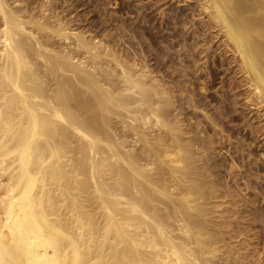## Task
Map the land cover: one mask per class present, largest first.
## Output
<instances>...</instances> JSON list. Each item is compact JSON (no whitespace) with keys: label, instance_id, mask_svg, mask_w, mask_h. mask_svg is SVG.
<instances>
[{"label":"bare ground","instance_id":"obj_1","mask_svg":"<svg viewBox=\"0 0 264 264\" xmlns=\"http://www.w3.org/2000/svg\"><path fill=\"white\" fill-rule=\"evenodd\" d=\"M176 1L184 9H160L172 36L182 31L174 55L193 58L213 34L206 67L237 74L264 122V0ZM54 3L0 0V264H264V209H221L231 190L209 163L212 137L184 125L173 77ZM247 232L257 240L238 238Z\"/></svg>","mask_w":264,"mask_h":264},{"label":"rangeland","instance_id":"obj_2","mask_svg":"<svg viewBox=\"0 0 264 264\" xmlns=\"http://www.w3.org/2000/svg\"><path fill=\"white\" fill-rule=\"evenodd\" d=\"M49 1H51L53 3L55 2L54 3L55 6H60L58 8L60 10H64V12H65L63 14V11H62V15L64 17H65V15L67 17L69 16V18L67 20H70V21L74 20L72 22L74 25H76V24L79 25L80 24L81 27L84 26L85 28L87 27V25H89V28H86V29H89L90 31L91 30L94 31L96 29L95 31H97V32L100 31V33H105V34H106V31H107L108 34H106V35L109 36V34H110L114 39H116V37H117V40H116V42L118 43V47L117 48H120L121 47V49H122L124 47L123 49L126 48L127 50L126 49L125 50L127 52H129V53L130 52L133 53V51H135V52L137 51L138 53L137 52L136 53L134 52L136 55H139V54L142 55L141 52H143V55L145 54L146 57L148 56L147 58H149V61L152 62L151 64L153 65V67L155 68V70H157L159 68L157 70V74H161L164 78L166 77V80H169L170 83H171L170 80H172V77H173V80L172 81H174L175 84H174V82H172L173 84L171 83L172 85L170 83L169 84L171 85V87L173 86V88H174L173 89L174 92L171 91L173 93L172 95H174L175 92H176L175 96H173V99H174V101L176 100L175 101L176 102V105L178 104L177 107H179L181 109L184 108V111L185 112L182 109V111H181V114L182 115L181 116L179 115L180 118H183V116H184V118H183L184 119V125H186L187 127L189 126L188 128L191 129V131H193V132H194L193 128L195 129V131L197 129L201 128V129L197 130V131H201L202 132V133H199L198 132L201 135H205V133H207V131H208V133H207L208 135L207 134L205 135L206 140H208V139L210 140V136L212 137L211 138L212 141H209L208 140L209 142L207 143L208 145L209 144L212 145V146H208L211 149H209V148L207 149V151L209 150L208 151V156H209L208 157V160H209V163L212 164L213 170L215 171V173H217L216 175H217L218 179L220 181H222V183L224 185H225V181H226L228 183V185H229V186H227V183H226V186L229 187V189L231 190V194L229 196L228 195L225 196V197L219 196L220 197V200H216L217 203H218L219 201H221V199H224L226 197H227L226 199L230 198V200L228 199V201L226 199L225 200H222V201L228 202V204L227 203L224 204V202H221L220 203V204H222L221 209L223 208V205L224 206L225 205L226 206H230V207H228V208H230L229 209L230 212L229 211L227 212L229 214H232V213H234L236 211L238 213H240L239 211L242 210V208L244 207L245 204H247V206L245 205L246 208H248V206H253V207L259 209V206H260V207H263V209H264V163H263L264 162L263 161L264 160V126H263L264 125L263 124L264 122L262 121L263 118H262L261 115H259L260 114L259 112H257L256 110H254L255 107L249 106V104L247 105V102H245V98H244L245 97V94L243 92V88H242V86H239L237 84L238 83V79L236 78L237 77L236 76L237 74L233 73L232 71H231L232 72L231 73L229 69L227 71V69H226L227 67L226 66H224V67L223 66H219L213 72L210 71V69L206 67L209 64H212V62H213L212 61V58H216L215 53H213V52H216L217 49H218V48L215 47V46H217V43L218 42H216V39H215L216 37L214 38L213 34L210 33V36H207V34H206L205 35L206 38L205 37L203 38L204 34H203V36L201 35L200 37H202L205 41H203V39L200 40V38H199V40H200L199 43H202V44H200V46L198 44V46H197V48L195 49V52H194L195 55L192 56L194 59H195V56L197 58L196 61H197L198 65L196 63L195 66H194V69L195 68L196 69L198 68L197 70L195 69V71H194L193 67L191 66V65H193L191 63L193 61V58H191V56H187V58H185V59H191V61H189V62H188V60H185L184 59V55L183 54L181 55V57L183 56L181 59L178 58V56L175 54L177 56V58H176V56L174 55L173 52H176V49L177 48L180 49V50H182L181 49V47H182L181 46V43L182 42H180V41L177 40L178 38H180L179 36H180V34H181L182 31H177V35H179V36H177V35L172 36L171 33H173V31L170 28L172 25L171 26L169 25V24H172V23L170 21L169 22H165L164 21V19L166 17V14L162 13V11L160 9H162V8H168V7H172V8H175V9H178L179 7H182L184 9V6H185L184 5V2H181V1L179 2V1H176V0H168V1L165 0V1H167L166 4H165L161 0L162 3H164L165 6L161 3L162 4L161 5L162 8L160 7V9H159V8H157V3L154 6V2H157L158 0H155V1L154 0H49ZM142 5H143V7H142ZM136 6H137L138 9L136 8ZM167 11H170V10L168 9ZM186 12H189V10H187ZM160 13H162L164 16H162V14H160ZM196 13H197L196 14L197 16L196 15L191 16L192 17L191 21L198 23V21H199L198 20L199 19L198 18V12H196ZM70 15H71V18H70ZM75 17H76V19H73ZM77 17H78V19H77ZM193 19H194V21H193ZM94 25H95V27H94ZM188 25L190 26V28H189V30H190L192 28L190 22H188V24L185 25V26L188 27ZM166 26L169 27V29L166 28ZM178 26L176 24V27H178L180 29L182 28L181 24H179ZM109 30H111V31H109ZM131 30H133L134 32L131 31ZM121 31H123V32H121ZM162 34H165L167 37L164 36V38H162L161 37ZM118 35H120V36H118ZM208 35H209V33H208ZM122 36H123V40H122ZM208 37H209V40H208ZM211 37L214 40L213 39H210ZM136 40H138V41L136 42ZM179 40H181V39H179ZM206 40L208 41V43H206L207 42ZM129 41H130V43H129ZM176 41H178L179 44L177 43V45H176ZM135 42H136V44L134 45ZM166 43H168V44H166ZM208 44H209V46H208ZM167 45H169V50L171 51V52H169V55H170L169 58L170 59L169 58H166V55H161L162 53H161V48L160 47L162 46L164 48ZM210 45H211V47H210ZM173 47L175 48V51H174V48ZM199 47H201V48L203 47L204 48V49L202 48L203 50H206L207 47H209L208 53L206 52V54H205V51H201V52H203L202 55H201V52L200 51H197V50H199L198 49ZM142 48H143L144 51H141L140 52V50ZM171 48L173 49V52H172V49ZM210 48H212V52H210ZM180 50H179V52L182 53ZM162 56H164L165 58L162 57ZM153 57H155V58L153 59ZM157 57H158V59H156ZM167 57H168V55H167ZM151 58H152L153 61L151 60ZM163 58H164V60H168V62L167 61H166V63L163 62V60H161ZM220 58H222V57H220ZM158 60H159V62H158ZM182 60H184L183 61V64L181 62ZM156 61H157V63H156ZM205 61H206V63H205ZM180 62H181L182 65L180 64ZM184 62L186 64L189 63L188 64L189 67H188V65L185 66L186 64ZM158 63H160V65ZM199 64H202L201 65L202 68H201V66H200V68L198 67ZM171 65H172V67H171ZM175 65H177V66L178 65H181V66H178V67L176 66L175 67ZM212 65H214V64H212ZM159 66H161V67H159ZM183 66H185L186 68L188 67V68L186 69ZM180 67H182V68L181 69H178ZM212 67H214V66H212ZM183 68L186 69V70H184ZM204 68L207 71H204L203 70ZM183 70H184V72H183ZM167 71H168V73H167ZM184 73H185V75H184ZM167 74H168V76H167ZM169 75H171L172 77L169 76ZM182 78H183V81H181ZM200 81H202V82H200ZM231 82H232V84H230ZM197 85H198V87H197ZM174 86H176L179 89V91H177L175 89L176 87H174ZM183 86L184 87H187V89L184 88ZM235 86H237V87H235ZM185 91H186V93H185ZM188 91H189V93H188ZM182 93H184L185 95L182 94ZM190 96H192L191 97L192 99H189ZM194 99H196L197 101H195ZM190 100H192V103L193 104H191ZM194 103H195V105H194ZM191 105L192 106L193 105L194 106H197L198 105V106L197 107H194L193 106V108H192ZM189 106H191V108ZM200 108H201V111L199 112ZM203 110H206V111H204L205 113H203ZM255 111L257 112L256 114H255ZM183 112H184V115H183ZM207 113H208V115H205ZM203 115H205V117ZM189 116H191V119H190L191 122H189ZM183 119H181V120L183 121ZM185 122H186V124H185ZM212 123H215V124L212 125ZM195 124H197V125H195ZM201 124H203V125H201ZM220 125H221V127H220ZM212 126H213V128H212ZM196 127H199V128H196ZM205 129H207L206 132L205 131H202V130H205ZM239 149H241V150H239ZM211 151H212V154H211ZM213 154H214V157H213ZM240 154H241V156H240ZM247 154L249 155V157H248ZM235 155H236V157H235ZM259 155H261V157ZM230 160H232V161H230ZM233 161L235 163H237L236 164L237 166L234 167L235 164L234 165L232 164ZM217 164H218V166H217ZM230 164H232L233 166H231ZM229 166H230V171H229ZM218 167L220 168V171H219V168ZM232 167L235 168L236 170L237 169L238 170L237 171L235 169H232L231 170ZM238 167L239 168H243V169H241V170H244L243 171V174H242V171ZM215 168H217V169H215ZM247 168H248V170H247ZM216 170L218 172H216ZM219 172H221V173H219ZM239 172H241V173H239ZM218 173L220 174V176H219ZM231 173H232V175L234 173L235 177H233L231 175ZM250 173H251V175H249ZM236 174L238 175V177H237ZM246 175H248V176H246ZM242 177H247L248 180L245 179V178H242ZM255 177H256V180H255ZM234 178H236V180ZM243 179H244V182L246 180L245 183H243ZM237 180H239V181H237ZM235 181L237 183L238 182L239 183L236 184ZM233 183L236 184V185H233ZM246 185H249V186H246ZM238 188H240V189L237 190ZM232 190H234V193L235 194L233 193ZM232 195H234L236 198H234V196H232ZM261 195H263V196H261ZM238 196H239V199H237ZM232 199L233 200L236 199V200L233 201ZM245 199L247 201H245ZM238 201L241 202L240 204L242 206L239 205V202ZM250 201H252V202H250ZM230 202H232V203L234 202L233 203L234 205H237V203H238V206L241 208V210H240V208L238 206L235 207ZM260 202H262V203H260ZM220 204L218 206L219 208L221 206ZM234 207H235V209L237 208V210H235V211L233 210L234 211L233 212L231 210ZM221 209H219V210H221ZM217 214H218V216L220 215L219 214V211H218V213L216 212V215ZM229 214H225V215H229ZM232 225H233V223H232ZM254 229L256 230V228H253V230L251 229L250 231L251 232L252 231H255ZM250 231H249V234L251 233ZM249 234H248V232L246 234L245 233H242V234H240L241 236L239 235L240 237L238 236V238H242V239L249 238L250 240L255 241L256 238L253 237V239H251L252 236H250ZM245 235H247V236H245ZM234 240H235V238H234Z\"/></svg>","mask_w":264,"mask_h":264}]
</instances>
